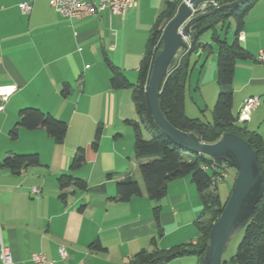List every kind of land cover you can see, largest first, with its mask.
<instances>
[{"label":"crops","instance_id":"1","mask_svg":"<svg viewBox=\"0 0 264 264\" xmlns=\"http://www.w3.org/2000/svg\"><path fill=\"white\" fill-rule=\"evenodd\" d=\"M22 2L31 5L28 13L19 8ZM163 4L136 0L122 15L106 9L68 20L47 0H0V87H15L0 98V161L8 153H37L40 160L19 173L0 168V255L1 247H7L13 264H32L31 254L37 251L54 264H126L141 249L196 242L194 221L201 203L190 175L170 181L158 201L150 200L143 188L127 201L113 199L117 180L130 176L139 182L134 131L127 123L139 119L132 86L118 87L111 78L117 74L136 83ZM238 39L251 57L235 62L232 113L237 116L247 98L259 97L260 104L242 123L264 140V64L256 58L264 50V0L247 12ZM193 55L195 65L205 54L203 49L191 54L190 64ZM26 107L67 122L64 140L55 142L41 127L19 128L12 139L9 131ZM98 125L101 135L94 148ZM79 148L85 161L72 170L70 162ZM64 173L85 179L87 189L70 186L60 198L57 178ZM32 188H39L40 195ZM94 241L103 249L91 247ZM61 246L65 259L58 253Z\"/></svg>","mask_w":264,"mask_h":264},{"label":"trees","instance_id":"2","mask_svg":"<svg viewBox=\"0 0 264 264\" xmlns=\"http://www.w3.org/2000/svg\"><path fill=\"white\" fill-rule=\"evenodd\" d=\"M231 1L233 0H217L216 3L220 5ZM257 1L246 0L234 8L202 18L191 26L189 51L181 55L178 65L171 69L164 78L159 95V105L170 124L180 130L195 133L202 142H215L225 132H231L246 139L256 152L264 178V140L259 133L249 130L244 123L238 122L237 116L232 113V80L235 62L237 59L251 57L241 45L238 34L242 29L247 12ZM180 2L181 0H164L163 7L150 31L144 55L138 68L136 83L132 85L126 78L123 76L119 78L117 74L111 78L112 83L118 87L132 86V99L139 121L128 120L127 123L132 126L134 131V149L136 159L139 161L138 167L142 180V186L130 176L117 180L115 182L116 195L113 199L127 201L132 196L141 195L143 188L150 200L158 201L166 193L170 181L190 175L201 203V210L194 221L198 231L197 240L195 243L177 245L170 249H161L156 246L151 250L141 249L126 264H164L186 255H195L197 257L196 264H202V256L208 242L210 228L219 217L225 202L219 195L210 191V189L215 191L217 188L214 180L213 161L205 155L189 153L173 143L160 131L145 102L144 88L153 51L155 47L160 49L162 29L176 13ZM211 7L212 5L208 4L206 10ZM229 18L235 23L232 42H228L226 38H221L219 32L225 28V22ZM210 29H212V40L217 46L215 67L219 88L212 109V120L202 121L197 117H189L185 113V89L190 70V55L199 49L200 36ZM211 47L212 45L208 43L202 45L201 49H203L205 56L212 51ZM66 92L67 85H64L63 93ZM141 126L151 133L150 138L145 139L143 137ZM39 127L43 128L55 142L60 143L64 140L68 124L39 108L26 107L18 111V120L10 129L9 134L12 139H15L19 128L33 130ZM100 135L101 126L98 125L92 142L94 148L98 144ZM84 161L83 149L79 148L70 162V169L80 168ZM36 165H40L37 153H8L0 161V168L9 169L13 173H19L23 168ZM57 183L60 191L59 197L62 199L66 195L65 189L70 186L76 190L87 189L85 179L68 173L59 175ZM158 211L159 207L155 206L153 214L157 222ZM242 231V238L235 253L228 260L222 258L221 264H264V190L253 209L250 221ZM91 247L103 249L97 241H94Z\"/></svg>","mask_w":264,"mask_h":264},{"label":"water","instance_id":"3","mask_svg":"<svg viewBox=\"0 0 264 264\" xmlns=\"http://www.w3.org/2000/svg\"><path fill=\"white\" fill-rule=\"evenodd\" d=\"M216 1L182 0L178 4L176 13L162 29L160 49L155 47L153 51L144 88L147 109L165 136L189 153L209 157L219 169L232 167L236 170L231 191L219 217L210 228L202 264H221L228 241L250 221L264 190L258 157L246 139L225 132L215 142H202L195 133L180 130L170 124L160 109L159 95L164 78L178 65L181 55L189 51L191 26L202 18L234 8L246 0H233L220 5ZM203 4L212 7L202 10ZM202 45L199 41V49L194 54H200Z\"/></svg>","mask_w":264,"mask_h":264},{"label":"rangeland","instance_id":"4","mask_svg":"<svg viewBox=\"0 0 264 264\" xmlns=\"http://www.w3.org/2000/svg\"><path fill=\"white\" fill-rule=\"evenodd\" d=\"M217 28L219 29V26ZM219 32L221 33V38H226L228 42H232L235 33L234 21L231 18L227 19L225 22V28L222 31L219 30ZM200 42H202L203 44H211L213 51L208 52L206 56L204 55V58L202 57V59L195 65L194 59L196 58V56H192L187 85L185 89L186 111L189 116H198L197 118L201 119L202 121H211L212 109L215 103V101H212L214 98V90H218L219 88L216 81L215 67L217 46L216 43L212 40V29L207 30L202 34ZM203 61L204 63H202ZM197 82H199L198 86L200 89H197L196 91ZM236 114L238 115V111H236ZM142 135L145 139L151 137V133L145 127H142ZM223 170L226 172V176L223 179L216 181L217 188L215 191H213L212 189H210V191L219 195L222 200H225L231 191L233 181L236 176V171L232 167H227ZM209 172L211 173L210 170ZM136 177L138 178L139 183L142 186L140 173H138ZM242 230L243 229L238 231L228 241L222 254L223 259L228 260L235 253L236 247L242 238ZM196 262L197 257L195 255H186L181 259L166 264H196Z\"/></svg>","mask_w":264,"mask_h":264},{"label":"built area","instance_id":"5","mask_svg":"<svg viewBox=\"0 0 264 264\" xmlns=\"http://www.w3.org/2000/svg\"><path fill=\"white\" fill-rule=\"evenodd\" d=\"M48 4L58 12L62 17L73 20L100 13L108 9L114 14H124L127 10L135 5L136 0H47ZM187 1V0H185ZM208 4L202 5V10L206 9ZM214 5V4H213ZM21 11L28 13L31 10V5L28 2L18 4ZM257 60L264 64V50H259L256 56ZM14 86L0 87V98L5 99L13 90ZM260 104V98L252 96L247 98L241 106L237 115L238 122L242 123L249 120L251 111ZM2 106L0 105V110ZM215 172L214 180L218 181L226 176L223 169H219L213 164ZM31 192L36 196L40 195L39 188H32ZM58 253L61 259H65L67 251L64 246L59 247ZM1 262L2 264H13L12 256L9 249L5 246L1 247ZM32 264H54L53 260H49L42 251L33 252L31 254ZM77 264H82L81 262Z\"/></svg>","mask_w":264,"mask_h":264}]
</instances>
